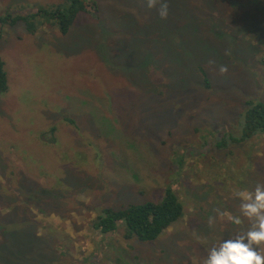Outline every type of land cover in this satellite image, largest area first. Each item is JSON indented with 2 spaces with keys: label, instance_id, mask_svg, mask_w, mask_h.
I'll use <instances>...</instances> for the list:
<instances>
[{
  "label": "rangeland",
  "instance_id": "obj_1",
  "mask_svg": "<svg viewBox=\"0 0 264 264\" xmlns=\"http://www.w3.org/2000/svg\"><path fill=\"white\" fill-rule=\"evenodd\" d=\"M94 1L62 34L45 11L65 0H0L35 27L0 23V264H202L238 230L217 212L264 184V135L230 140L264 102V0ZM167 185L184 213L155 240L95 229Z\"/></svg>",
  "mask_w": 264,
  "mask_h": 264
},
{
  "label": "trees",
  "instance_id": "obj_2",
  "mask_svg": "<svg viewBox=\"0 0 264 264\" xmlns=\"http://www.w3.org/2000/svg\"><path fill=\"white\" fill-rule=\"evenodd\" d=\"M86 10L95 12L96 2L94 0H65L64 3L57 4L49 11H45V14L53 19L52 22L62 34H66L78 12ZM31 17L32 15L0 17V23L6 21H11L12 23L21 19L26 23V28L29 31H33L35 27L30 20ZM205 84L208 85L207 79ZM7 87V75L4 69V62L0 56V93L7 90ZM241 120V133L237 136L230 137L231 141L240 143L257 134L264 135V102L254 100L246 101ZM225 143L222 140L220 145ZM183 213L184 206L175 188L167 185L162 198L157 202L145 201L142 203H132L118 209L102 207L96 213L93 219V225L95 229L105 233L115 231L120 223L124 226L123 235L125 238L133 237L142 242L153 241L173 222L181 218ZM4 217L2 216L0 223V226L3 228L2 232L9 229L5 225L7 218Z\"/></svg>",
  "mask_w": 264,
  "mask_h": 264
},
{
  "label": "clouds",
  "instance_id": "obj_3",
  "mask_svg": "<svg viewBox=\"0 0 264 264\" xmlns=\"http://www.w3.org/2000/svg\"><path fill=\"white\" fill-rule=\"evenodd\" d=\"M148 8L157 9L159 16L166 19L168 3L166 0H146ZM213 63V61H209ZM226 65H220L219 73H227ZM241 201L240 215L225 210L217 212L221 220L225 218L238 230L225 240L211 247L202 264H264V184L257 183L254 190L243 189L233 192ZM247 221V227H244ZM208 226L214 227L213 218L208 219Z\"/></svg>",
  "mask_w": 264,
  "mask_h": 264
}]
</instances>
